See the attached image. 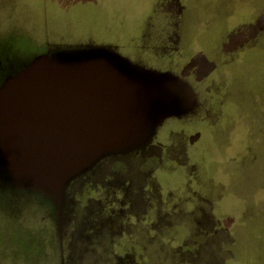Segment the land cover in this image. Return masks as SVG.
I'll return each mask as SVG.
<instances>
[{
	"label": "rangeland",
	"instance_id": "1",
	"mask_svg": "<svg viewBox=\"0 0 264 264\" xmlns=\"http://www.w3.org/2000/svg\"><path fill=\"white\" fill-rule=\"evenodd\" d=\"M73 49L191 106L62 184L0 169V264H264V0H0V86Z\"/></svg>",
	"mask_w": 264,
	"mask_h": 264
},
{
	"label": "water",
	"instance_id": "2",
	"mask_svg": "<svg viewBox=\"0 0 264 264\" xmlns=\"http://www.w3.org/2000/svg\"><path fill=\"white\" fill-rule=\"evenodd\" d=\"M190 101L180 78L109 50L36 56L0 86V169L62 184L100 156L141 144Z\"/></svg>",
	"mask_w": 264,
	"mask_h": 264
},
{
	"label": "flooded vegetation",
	"instance_id": "3",
	"mask_svg": "<svg viewBox=\"0 0 264 264\" xmlns=\"http://www.w3.org/2000/svg\"><path fill=\"white\" fill-rule=\"evenodd\" d=\"M198 81L201 82V79L200 80L198 79Z\"/></svg>",
	"mask_w": 264,
	"mask_h": 264
}]
</instances>
